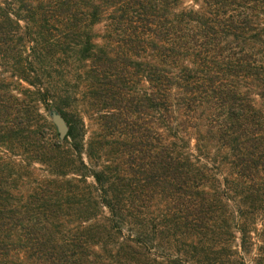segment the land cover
Segmentation results:
<instances>
[{"label":"trees","instance_id":"16d2710c","mask_svg":"<svg viewBox=\"0 0 264 264\" xmlns=\"http://www.w3.org/2000/svg\"><path fill=\"white\" fill-rule=\"evenodd\" d=\"M0 264H264V0H0Z\"/></svg>","mask_w":264,"mask_h":264},{"label":"water","instance_id":"95a60500","mask_svg":"<svg viewBox=\"0 0 264 264\" xmlns=\"http://www.w3.org/2000/svg\"><path fill=\"white\" fill-rule=\"evenodd\" d=\"M54 122L58 126L60 138L62 140L67 138L69 129L64 118L55 113Z\"/></svg>","mask_w":264,"mask_h":264},{"label":"rangeland","instance_id":"374dc122","mask_svg":"<svg viewBox=\"0 0 264 264\" xmlns=\"http://www.w3.org/2000/svg\"><path fill=\"white\" fill-rule=\"evenodd\" d=\"M52 124L54 126L53 135L56 134L57 136H55V137H58L59 136V129H58V126L54 122V115H53V118H52ZM91 131H92V129H91ZM59 139H60V136H59Z\"/></svg>","mask_w":264,"mask_h":264}]
</instances>
